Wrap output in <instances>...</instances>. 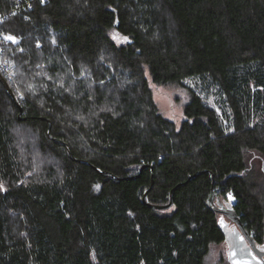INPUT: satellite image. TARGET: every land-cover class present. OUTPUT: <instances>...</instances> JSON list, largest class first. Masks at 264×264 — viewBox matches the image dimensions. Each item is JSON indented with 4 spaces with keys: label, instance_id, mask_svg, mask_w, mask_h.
Listing matches in <instances>:
<instances>
[{
    "label": "trees",
    "instance_id": "trees-1",
    "mask_svg": "<svg viewBox=\"0 0 264 264\" xmlns=\"http://www.w3.org/2000/svg\"><path fill=\"white\" fill-rule=\"evenodd\" d=\"M0 51V264H204L211 188L264 243V0H0ZM148 76L207 80L220 111L192 91L176 125Z\"/></svg>",
    "mask_w": 264,
    "mask_h": 264
},
{
    "label": "rangeland",
    "instance_id": "rangeland-1",
    "mask_svg": "<svg viewBox=\"0 0 264 264\" xmlns=\"http://www.w3.org/2000/svg\"><path fill=\"white\" fill-rule=\"evenodd\" d=\"M148 77L154 100L161 114L173 120L176 125H179L183 119L184 106L190 100L192 91L199 94L207 105L216 108L218 112L220 111L222 95L215 84L207 80H203L200 77H188L181 83L157 84L150 80V76ZM15 130L20 155L26 166L25 178H36L51 164V159L38 150L35 138L30 130L23 125L17 126ZM253 164L260 167L258 161H253ZM219 220H222L227 231L234 226L231 220L221 214L219 215ZM204 264H230L226 241L211 245Z\"/></svg>",
    "mask_w": 264,
    "mask_h": 264
},
{
    "label": "water",
    "instance_id": "water-1",
    "mask_svg": "<svg viewBox=\"0 0 264 264\" xmlns=\"http://www.w3.org/2000/svg\"><path fill=\"white\" fill-rule=\"evenodd\" d=\"M0 81L5 87L8 95L14 100V102L18 105L21 111V106L19 104L18 99L16 98L13 90L9 86L6 79L0 73ZM201 172V171H200ZM189 175L188 179L191 177L196 176L198 173ZM173 191L174 188L171 189L169 200L167 203L164 204H153L147 201L146 193L144 192L142 201L146 203L148 206L154 209H168L173 205ZM206 204L209 209L226 216L236 224V231L231 235L230 232L225 230V225L223 224L222 220H219L220 228L225 236V241L228 246V261L230 264H264V243H258L255 239L251 236V234L247 231V229L242 224L241 220L237 216L236 212L234 211L232 205L227 201H221L218 197H216V193L211 188V191L207 197ZM222 219V218H221Z\"/></svg>",
    "mask_w": 264,
    "mask_h": 264
},
{
    "label": "built area",
    "instance_id": "built-area-1",
    "mask_svg": "<svg viewBox=\"0 0 264 264\" xmlns=\"http://www.w3.org/2000/svg\"><path fill=\"white\" fill-rule=\"evenodd\" d=\"M4 72L6 75H11L12 70H11V65L8 60L4 59L1 56V51H0V73Z\"/></svg>",
    "mask_w": 264,
    "mask_h": 264
},
{
    "label": "snow or ice",
    "instance_id": "snow-or-ice-1",
    "mask_svg": "<svg viewBox=\"0 0 264 264\" xmlns=\"http://www.w3.org/2000/svg\"><path fill=\"white\" fill-rule=\"evenodd\" d=\"M116 36H118V34H116L115 36H114V38H116ZM4 39L5 40H11L12 42H16V38L14 37V36H11V35H5L4 36ZM124 41H127L128 40V38L127 37H123L122 38ZM97 188H99V185H97L96 186ZM0 190H3V185L2 184H0ZM262 251H264V249H262Z\"/></svg>",
    "mask_w": 264,
    "mask_h": 264
},
{
    "label": "flooded vegetation",
    "instance_id": "flooded-vegetation-1",
    "mask_svg": "<svg viewBox=\"0 0 264 264\" xmlns=\"http://www.w3.org/2000/svg\"><path fill=\"white\" fill-rule=\"evenodd\" d=\"M222 215V214H221ZM226 217V216H225ZM229 219V218H228ZM230 220V219H229ZM232 221V220H231ZM233 222V221H232ZM234 223V226H233V228L232 229H229V231H227V232H230L231 233V235L233 234V233H235V231H236V229H237V227H236V224H235V222H233Z\"/></svg>",
    "mask_w": 264,
    "mask_h": 264
}]
</instances>
